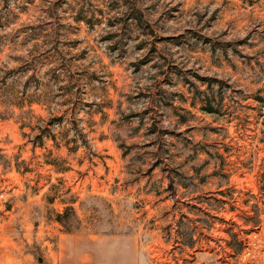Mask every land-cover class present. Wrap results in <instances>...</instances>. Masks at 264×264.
I'll use <instances>...</instances> for the list:
<instances>
[{"label":"rangeland","instance_id":"obj_1","mask_svg":"<svg viewBox=\"0 0 264 264\" xmlns=\"http://www.w3.org/2000/svg\"><path fill=\"white\" fill-rule=\"evenodd\" d=\"M0 264H264V0H0Z\"/></svg>","mask_w":264,"mask_h":264},{"label":"trees","instance_id":"obj_2","mask_svg":"<svg viewBox=\"0 0 264 264\" xmlns=\"http://www.w3.org/2000/svg\"><path fill=\"white\" fill-rule=\"evenodd\" d=\"M69 213H71L70 215H73V210L71 207H66L61 214L56 215L57 223H59L66 232H71L70 223L68 221Z\"/></svg>","mask_w":264,"mask_h":264}]
</instances>
